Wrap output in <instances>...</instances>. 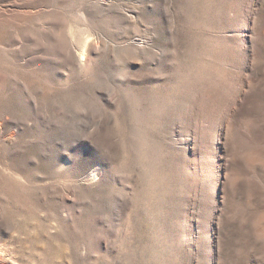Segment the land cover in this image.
Here are the masks:
<instances>
[{"label":"rangeland","instance_id":"rangeland-1","mask_svg":"<svg viewBox=\"0 0 264 264\" xmlns=\"http://www.w3.org/2000/svg\"><path fill=\"white\" fill-rule=\"evenodd\" d=\"M0 210L8 264H264V0H0Z\"/></svg>","mask_w":264,"mask_h":264},{"label":"bare ground","instance_id":"bare-ground-1","mask_svg":"<svg viewBox=\"0 0 264 264\" xmlns=\"http://www.w3.org/2000/svg\"><path fill=\"white\" fill-rule=\"evenodd\" d=\"M2 207H3V205H2ZM5 208V207H4ZM1 211V210H0ZM3 211V210H2ZM2 214V213H1ZM4 214H5V212H4ZM5 216H7L6 214H5ZM5 216L3 217V218H5ZM3 218H2V220H3ZM6 222H7V220H6ZM0 224H2V223H0ZM11 224V223H10ZM8 225V224H7ZM5 226V225H4ZM12 227V226H11ZM16 229V228H15ZM14 229V230H15ZM13 230V229H12ZM3 242V241H2ZM4 247H5V244L4 243H0V264H8L7 263V261L4 259V257H3V251H5V249H4ZM8 247V246H7ZM8 249V248H7ZM12 251V250H11ZM10 252V251H9ZM8 259V258H7ZM10 259V258H9ZM14 260V259H13ZM11 261V260H10ZM13 262V261H12Z\"/></svg>","mask_w":264,"mask_h":264}]
</instances>
